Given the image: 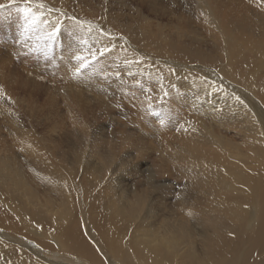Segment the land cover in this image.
I'll list each match as a JSON object with an SVG mask.
<instances>
[{
    "label": "bare ground",
    "instance_id": "bare-ground-1",
    "mask_svg": "<svg viewBox=\"0 0 264 264\" xmlns=\"http://www.w3.org/2000/svg\"><path fill=\"white\" fill-rule=\"evenodd\" d=\"M27 1L48 30L59 23L57 39L104 67L64 76L58 123L56 104L11 122L7 137L0 122V264H264V0ZM106 92L136 131L120 130L121 152L152 161L137 187L123 184L133 163L121 152L95 183L80 166L87 95L99 104ZM42 118L52 132L68 124L66 153L38 132Z\"/></svg>",
    "mask_w": 264,
    "mask_h": 264
},
{
    "label": "rangeland",
    "instance_id": "rangeland-1",
    "mask_svg": "<svg viewBox=\"0 0 264 264\" xmlns=\"http://www.w3.org/2000/svg\"><path fill=\"white\" fill-rule=\"evenodd\" d=\"M181 1L182 0H176V2H180L179 4H181ZM7 2L8 0L6 1L0 0V3L4 5ZM18 2L21 4L19 3H17V5L8 4L6 6L10 7L9 9L0 11V111L3 112V114L0 112L1 114L0 122L3 126V133H4L3 136H6V137L9 135L8 128H11V124H10L11 122L13 123L16 122L15 124L17 125L21 124L23 126L25 125V123H27V120H29L28 117H30L32 113H37V111L40 110L43 115H46L47 113L51 112L52 111L50 110L51 105L55 106L56 104V107L54 108V110L56 108L59 109L58 110L59 117L58 119L56 118V121L57 123L58 121H61L62 116L64 114L63 108H62L63 107L62 99L65 97V95H63V93L68 91V89L70 88V87H67V85H65V81H66L65 77L66 76L68 77L69 75L73 74L74 66L77 63L75 60L71 59V57L74 54V51H77L78 48L77 50L76 48L74 49L72 48L71 50L70 45H68L63 40V39H68V38L57 39L55 37L53 40L48 41L47 33L50 31L47 29L48 22L43 21L41 17L37 15V13L31 10L30 8H27V7H24L25 9L23 8L22 5H25V6L28 5L30 3L29 1L18 0ZM12 5L14 6L19 5L20 7L18 6V7H15V9H13L11 8V7H14ZM130 15H132V13ZM45 45H47V48H45ZM64 49L67 55L66 54L62 55L64 54L62 52ZM60 59H63V60L65 59V60L59 61ZM93 67H95L96 72H99L100 70H102L104 66L102 64L97 65V63L95 62L94 65L90 66V68H93ZM64 69H66V71ZM83 77L85 76L81 75L77 78L78 80L82 81V79H84ZM18 84L20 86H22L23 84H26L30 87L38 89L37 90L38 92L35 93L31 97L30 93L26 92L27 90L22 91L21 89H19L20 86ZM99 95L100 94L97 93V96ZM87 97L89 101H92V103L89 104V111H90L88 112L89 118L88 120L85 119L86 120L85 123H89L90 125L89 126L90 128L88 127L89 138H90L89 142H91L92 144L88 142L87 144L83 145L82 148L84 150V155L79 158L81 159L82 162L84 161L83 163L81 162L80 166H82V164L84 167L86 166V164L91 165V170H93L94 175L97 176L95 180L94 179L92 180V183H95L99 179L98 177L99 174L105 175L104 173L105 170H103V172H101L100 170L104 166H106L108 162H110L109 160L111 159L116 160V158L120 155L121 148H122L121 144L123 143L122 142L123 139L120 140L122 138V136L120 135V130H124L125 135L130 134V133L131 135L132 134L135 135L136 131L131 130V129L125 130L124 128H122L123 126L121 123L124 122V119L126 118L125 115L129 114L128 112L129 110L126 108V106L124 107L120 103L122 102V99L120 96L115 97L114 94L111 92H106L105 94H101L99 98L100 105L94 102V100H92L88 95ZM97 104L99 105V107H97ZM7 115L9 118L7 117ZM54 116H55V111H54ZM12 117H13V121L11 120ZM40 117L41 115H38L39 119ZM50 120L51 119H49L48 120L49 122H48V121H44L42 118L40 120V122H42L41 124H38L36 122H34V124L41 126V127L39 126L41 129L39 127L37 128L38 132H41L42 130L47 128V130H49V136L53 138L56 142H58L60 145L63 146L64 144L66 145L67 143L68 147L66 149L68 150V148L71 145L70 143H68V141L63 136L66 132H68V129H69V128L67 129L68 124L66 123L64 125L62 124L60 125L56 123L57 125L55 126H57V129L54 132H52L51 128L52 126H54V124L51 125ZM157 122H159V120ZM93 124L94 125L96 124V125L92 126ZM107 124L108 125L110 124V125L108 126ZM101 131L104 137L103 135H101L102 134ZM97 132L98 133L100 132V133L98 134ZM68 140L75 141L73 136H70V139ZM152 141H153V145H156L157 140L152 139ZM125 142L126 141H124V144ZM109 144H111L110 149L108 148ZM64 146L62 148L63 150L61 149L62 152L60 153L64 154L67 152L66 149H64ZM105 149L106 150L108 149V150L106 151ZM102 150L104 153L106 152L105 155L102 152ZM68 153L69 154L67 155L65 154L66 156L65 163L68 164L71 161L68 164V167H69L71 163L73 162L76 153L74 152L72 153L68 152ZM128 153L129 152L127 153L121 152L120 158L123 159L124 163L125 162L133 163L131 164L133 165V167L131 166V170L133 172H131L132 175L129 174L132 177V178L130 177V180L128 181L130 184L128 182H124L123 184L126 185V188L129 186L137 187L138 184L136 183H139V182L142 183L143 182L142 178H144V175L146 176L147 169H151L152 161H150L149 159H148V162H146V160H143V159L141 161V158L134 159L133 153H130L131 155ZM111 155L113 157H111ZM124 157L126 159H124ZM142 162H144L145 164ZM72 167L75 168L76 165L75 164L71 165V168ZM95 169H100V170H98V172H95L94 171ZM82 172L83 171L80 170V174ZM97 173L98 175H96ZM133 174H135V176ZM123 188H125V186H123Z\"/></svg>",
    "mask_w": 264,
    "mask_h": 264
},
{
    "label": "snow or ice",
    "instance_id": "snow-or-ice-1",
    "mask_svg": "<svg viewBox=\"0 0 264 264\" xmlns=\"http://www.w3.org/2000/svg\"><path fill=\"white\" fill-rule=\"evenodd\" d=\"M12 2L14 3V0H12ZM40 7H43V5H40ZM5 10V5L4 4H0V11H4ZM69 19H73L71 17H69ZM77 23H79L77 21ZM61 31L60 25L59 23H53L51 30L47 33V40L51 41L53 40L56 35ZM101 34H103V32H101ZM78 43H87V41H83L82 39L78 40ZM45 48H47V45H45ZM107 51H109L108 48H102L99 50V55L103 56ZM89 52L91 54V59H89L88 57H86L85 55H83L81 52L74 51V54L72 55L71 59L75 60L77 63L74 66V71H73V75L74 76H81L84 74V72L86 70H88L90 68L91 65H94L97 59V53L95 52H91V49H89ZM101 72H103V70H101ZM165 95H167V93H165ZM237 100H240L239 97H236ZM241 103H243V101H240ZM163 121H161L162 123Z\"/></svg>",
    "mask_w": 264,
    "mask_h": 264
}]
</instances>
